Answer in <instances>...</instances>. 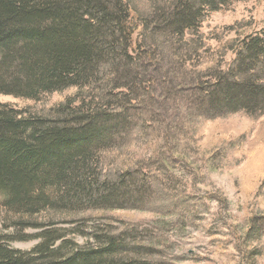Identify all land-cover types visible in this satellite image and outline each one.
I'll list each match as a JSON object with an SVG mask.
<instances>
[{"label":"trees","instance_id":"16d2710c","mask_svg":"<svg viewBox=\"0 0 264 264\" xmlns=\"http://www.w3.org/2000/svg\"><path fill=\"white\" fill-rule=\"evenodd\" d=\"M231 1L0 0V95L38 101L72 91L48 109L0 104V195L9 215L0 264H160L146 232L75 223L138 208L148 195V166L112 170L96 154L133 122L135 102L163 109L186 95L205 117L264 114V30L216 50L199 33ZM12 228L17 234H3ZM23 241L38 243L27 252L9 247Z\"/></svg>","mask_w":264,"mask_h":264},{"label":"rangeland","instance_id":"374dc122","mask_svg":"<svg viewBox=\"0 0 264 264\" xmlns=\"http://www.w3.org/2000/svg\"><path fill=\"white\" fill-rule=\"evenodd\" d=\"M261 30L264 0H232L209 13L199 33L216 50L228 40ZM137 41L134 37L133 43ZM207 58L208 52L202 62ZM232 58L227 53L223 65ZM71 92L43 95L38 101L0 95V104L48 109ZM175 100L163 109L135 102L130 110L133 122L96 151L112 170L122 162L148 166L153 178L141 206L85 215L75 225L92 228L87 221H103L118 230L127 226L146 232L159 246V255L151 259L160 264H264V228L257 227L264 218V114L205 117L197 107L186 105V95H175ZM2 201L0 195V231L9 217ZM36 232L25 230L21 236ZM3 234L17 233L12 228ZM73 239L86 243L81 237ZM37 243L11 242L9 247L27 252Z\"/></svg>","mask_w":264,"mask_h":264}]
</instances>
